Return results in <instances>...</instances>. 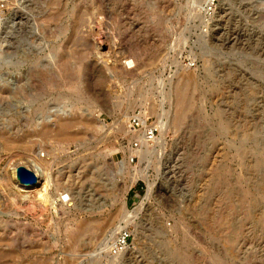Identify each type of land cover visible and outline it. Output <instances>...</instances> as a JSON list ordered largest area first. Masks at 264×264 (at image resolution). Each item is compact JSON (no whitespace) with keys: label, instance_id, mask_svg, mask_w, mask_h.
<instances>
[{"label":"rangeland","instance_id":"374dc122","mask_svg":"<svg viewBox=\"0 0 264 264\" xmlns=\"http://www.w3.org/2000/svg\"><path fill=\"white\" fill-rule=\"evenodd\" d=\"M203 4L0 0V264H264V0H222L201 36ZM138 109L160 131L131 162Z\"/></svg>","mask_w":264,"mask_h":264},{"label":"built area","instance_id":"2783aa9c","mask_svg":"<svg viewBox=\"0 0 264 264\" xmlns=\"http://www.w3.org/2000/svg\"><path fill=\"white\" fill-rule=\"evenodd\" d=\"M222 0H205L202 5V9L199 12V35H205L210 27L213 25L216 15L220 9V3ZM190 67H194L195 63L189 62ZM128 130L131 135L135 137L129 143L128 151L133 157H130V161L134 162L136 153H131L130 150L138 151L142 148V145L147 143L152 146L159 134L160 128L156 123H149L146 117V113L143 109L134 111L128 118ZM132 158V159H131ZM66 196H62V201L59 203H66L68 200ZM134 240V231L130 227L122 228L112 245L109 247L108 252L111 257H120L131 250Z\"/></svg>","mask_w":264,"mask_h":264},{"label":"bare ground","instance_id":"6f19581e","mask_svg":"<svg viewBox=\"0 0 264 264\" xmlns=\"http://www.w3.org/2000/svg\"><path fill=\"white\" fill-rule=\"evenodd\" d=\"M204 2H205V0H204ZM197 3V2H196ZM202 3V2H201ZM198 4H200V3H198ZM197 4V5H198ZM196 5V6H197ZM195 6V7H196ZM201 6V5H200ZM199 7V6H198ZM197 7V8H198ZM200 8H202V6L200 7ZM201 11V10H200ZM220 11H221V8H220ZM220 11H218V14L216 15V19H215V21H214V23H213V25L210 27V30H211V28L215 25V23H216V21H217V18L219 17V14H220ZM198 15H199V13H198ZM209 33V32H208ZM130 65L132 64L131 62L129 63ZM98 83V82H97ZM186 100V93H182L181 92V95H180V97L178 98V104H183L184 103V101ZM69 115H68V113L65 111V110H58V109H56L54 112H53V114L51 115V116H49V118H47V121L48 122H50V121H55V122H60V121H62V119L63 118H65L66 120L67 119H69V118H66V117H68ZM66 120H64L63 121V128H61L62 129V133H65V130H67L68 129V126H69V121H66ZM160 128V127H159ZM143 146H146V147H151L150 145H148L147 143L145 144H143L142 145V147ZM135 151V150H134ZM35 165H37V164H35ZM35 167V166H34ZM37 167V166H36ZM35 169V168H34ZM38 169V171L37 172H35V170H34V173L37 175V177H38V182H37V184L35 185V186H33V187H26V186H23V188L24 189H30V188H35L37 185H43V182H44V180H46V183L44 182V185H43V187L40 189V191H42V194L39 196V199H40V201L43 203V204H46V205H50V201H51V199H50V201H49V195H48V193H49V189H48V187L47 186H49L50 184H48V183H51L49 180H50V175H48V174H46L43 170H41L40 169V167H38L37 168ZM1 182V181H0ZM52 187V186H51ZM35 189H37V188H35ZM25 191V190H24ZM24 191H21V192H24ZM36 191V190H35ZM40 191H39V193H40ZM36 195V194H35ZM62 196H66V200H68L66 203H59V204H54V207L56 206V208L55 209H58L59 211L60 210H62L63 209V207L65 206V205H69V204H71L72 203V201H74V199H73V197H71L70 195H66V194H63V195H61V198H60V200L62 201ZM58 198V199H59ZM57 199V200H58ZM40 202V203H41ZM55 202V201H54ZM53 202V203H54ZM52 203V202H51ZM73 204V203H72ZM71 204V205H72ZM52 206V205H51ZM70 206V205H69ZM57 210V211H58ZM57 213V212H56ZM109 227V226H108ZM88 229H91V230H93V231H103L104 229H105V226H104V224H102L101 222L99 223V222H92V223H90V224H88ZM121 229H120V227L119 228H116V231H114V233H113V235H107L108 237H107V239H106V244L108 245L109 243H111V239H113V237H115V235H117L118 234V232L120 231ZM104 231H106V230H104ZM98 233V232H97ZM112 234V233H111Z\"/></svg>","mask_w":264,"mask_h":264},{"label":"water","instance_id":"95a60500","mask_svg":"<svg viewBox=\"0 0 264 264\" xmlns=\"http://www.w3.org/2000/svg\"><path fill=\"white\" fill-rule=\"evenodd\" d=\"M17 179L20 185L26 187H33L38 182L37 175L24 166H19L17 168Z\"/></svg>","mask_w":264,"mask_h":264}]
</instances>
